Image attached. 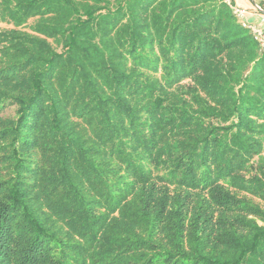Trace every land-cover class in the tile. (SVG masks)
<instances>
[{"label":"trees","instance_id":"trees-1","mask_svg":"<svg viewBox=\"0 0 264 264\" xmlns=\"http://www.w3.org/2000/svg\"><path fill=\"white\" fill-rule=\"evenodd\" d=\"M232 6L0 0V264H264V51Z\"/></svg>","mask_w":264,"mask_h":264},{"label":"built area","instance_id":"built-area-1","mask_svg":"<svg viewBox=\"0 0 264 264\" xmlns=\"http://www.w3.org/2000/svg\"><path fill=\"white\" fill-rule=\"evenodd\" d=\"M229 4V1H225ZM255 10L258 14V20L249 22L245 20L246 11L242 8L232 6L231 10L236 19L240 22L241 26L249 31L251 37L258 45L261 51H264V10L256 7Z\"/></svg>","mask_w":264,"mask_h":264},{"label":"rangeland","instance_id":"rangeland-1","mask_svg":"<svg viewBox=\"0 0 264 264\" xmlns=\"http://www.w3.org/2000/svg\"><path fill=\"white\" fill-rule=\"evenodd\" d=\"M229 1V0H225ZM234 6L242 8L246 11L245 20L249 22H254L258 20V14L255 10L256 5L260 4V8L264 10V0H233ZM2 27V25H0Z\"/></svg>","mask_w":264,"mask_h":264},{"label":"crops","instance_id":"crops-1","mask_svg":"<svg viewBox=\"0 0 264 264\" xmlns=\"http://www.w3.org/2000/svg\"><path fill=\"white\" fill-rule=\"evenodd\" d=\"M235 4V3H234ZM256 7H259L258 5H256Z\"/></svg>","mask_w":264,"mask_h":264}]
</instances>
